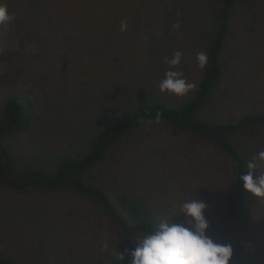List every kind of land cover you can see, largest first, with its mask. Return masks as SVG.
<instances>
[{"label": "rangeland", "instance_id": "obj_1", "mask_svg": "<svg viewBox=\"0 0 264 264\" xmlns=\"http://www.w3.org/2000/svg\"><path fill=\"white\" fill-rule=\"evenodd\" d=\"M11 1L0 5L13 16L14 7L29 0ZM54 1L52 11L65 8L54 19H42L50 33L44 43L28 36L14 17L0 25V107L17 92L34 109L30 127L8 137L21 168L53 170L66 154L84 156L100 129L139 103L180 105L193 96L203 73L197 53L207 51L220 5V0H77L74 6ZM65 9L70 14L64 18ZM176 51L182 59L173 70L194 85L184 95L159 88L169 70L165 59ZM222 61L225 74L200 116L229 122L263 110L264 0L236 5ZM232 140L252 160L264 151V125ZM257 164L256 173L264 174V162ZM232 166L206 139L153 121L113 146L89 175L108 193L121 192L160 219L175 218L189 198L202 199L208 234L233 246L230 264H264V198L251 194L247 215L233 223ZM101 212L70 191L18 193L0 186V252L20 264H115L116 223Z\"/></svg>", "mask_w": 264, "mask_h": 264}, {"label": "trees", "instance_id": "obj_2", "mask_svg": "<svg viewBox=\"0 0 264 264\" xmlns=\"http://www.w3.org/2000/svg\"><path fill=\"white\" fill-rule=\"evenodd\" d=\"M69 6L77 0H58ZM57 1V3H58ZM245 0H220L215 15L217 26L207 46V64L198 86L190 98L180 105L164 101H145L124 110L112 124L104 126L91 140L89 151L84 156L66 154L53 170L21 168L18 166L8 139L28 129L34 118L31 100L12 93L0 107V186L18 193L30 190L70 191L100 209L107 219L116 223L114 239L115 264H130V257L119 259L117 253L125 254L137 244L135 237L155 231L160 218L145 208L139 201H130L123 193H110L99 185L89 172L107 158V152L133 132L153 121L167 123L173 129L192 132L216 145L233 163V179L229 189L228 214L233 223L247 215V202L251 193L243 188L240 176L248 171V150L232 140L241 131L264 125V109L238 117L235 121L211 122L203 119L200 112L205 107L218 83L225 74L222 54L231 33V19L236 5ZM54 0H29L14 7L18 24L31 38L44 43L50 33L44 28L43 18L57 17L52 11ZM12 4L13 0L10 2ZM61 3V5H62ZM51 11V12H50ZM70 10H64V18ZM51 13V15H50ZM42 15V16H41ZM49 19V18H48ZM62 19V18H61ZM157 118H159L157 120ZM9 137V138H8ZM0 264H20L16 258L0 252Z\"/></svg>", "mask_w": 264, "mask_h": 264}, {"label": "clouds", "instance_id": "obj_3", "mask_svg": "<svg viewBox=\"0 0 264 264\" xmlns=\"http://www.w3.org/2000/svg\"><path fill=\"white\" fill-rule=\"evenodd\" d=\"M12 16L5 6L0 5V25L9 22ZM179 27L173 25L174 29ZM182 53L176 51L171 59H165L169 70L159 83L162 92L184 95L194 87L183 78V73L173 70L180 64ZM198 66L207 64V54L197 53ZM159 118H157L158 120ZM257 161L264 162V151L259 152L247 164L248 171L240 176L245 191L255 197L264 198V174H257ZM207 204L202 199L189 198L180 206L183 220L162 217L155 231L135 237L137 246L117 253L119 259L130 257V264H230L233 246L214 240L209 234V221L205 216ZM108 247L107 244L104 245Z\"/></svg>", "mask_w": 264, "mask_h": 264}]
</instances>
